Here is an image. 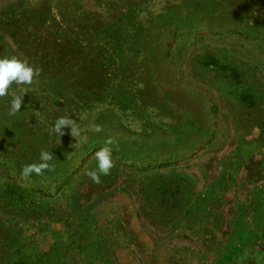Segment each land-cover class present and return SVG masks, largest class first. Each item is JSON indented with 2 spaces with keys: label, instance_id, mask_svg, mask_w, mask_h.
<instances>
[{
  "label": "rangeland",
  "instance_id": "rangeland-1",
  "mask_svg": "<svg viewBox=\"0 0 264 264\" xmlns=\"http://www.w3.org/2000/svg\"><path fill=\"white\" fill-rule=\"evenodd\" d=\"M5 56L0 264H264V0H0Z\"/></svg>",
  "mask_w": 264,
  "mask_h": 264
},
{
  "label": "clouds",
  "instance_id": "clouds-1",
  "mask_svg": "<svg viewBox=\"0 0 264 264\" xmlns=\"http://www.w3.org/2000/svg\"><path fill=\"white\" fill-rule=\"evenodd\" d=\"M41 74V69L31 65L28 60L21 59L18 56L0 57V98L12 96L10 107L8 110L9 116H15L20 112L23 98L27 92L22 86L32 85L34 80ZM16 85L20 90L19 94L10 93L13 85ZM91 130L94 132L102 131L98 125H91ZM70 128V135L77 138L80 135V128L76 121L67 116L58 117L55 120L52 131L59 137L65 135L64 129ZM114 141L109 138L105 141L106 145L113 144ZM75 145H73L74 147ZM95 157L97 160V168L85 171L93 183H101V175H110L111 170L115 167L112 159V149L110 147H103L96 151ZM53 160V153L50 151L40 152L39 163H29L21 168V178L28 179L33 174L42 176L45 171H54L55 165L49 162Z\"/></svg>",
  "mask_w": 264,
  "mask_h": 264
},
{
  "label": "crops",
  "instance_id": "crops-1",
  "mask_svg": "<svg viewBox=\"0 0 264 264\" xmlns=\"http://www.w3.org/2000/svg\"><path fill=\"white\" fill-rule=\"evenodd\" d=\"M122 251H123V249H120L119 251H118V258H119V260H122V261H124V259L122 258Z\"/></svg>",
  "mask_w": 264,
  "mask_h": 264
}]
</instances>
